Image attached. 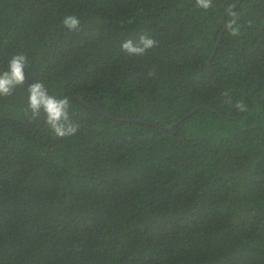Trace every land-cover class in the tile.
<instances>
[{"label": "trees", "instance_id": "obj_1", "mask_svg": "<svg viewBox=\"0 0 264 264\" xmlns=\"http://www.w3.org/2000/svg\"><path fill=\"white\" fill-rule=\"evenodd\" d=\"M141 34L156 46L121 50ZM19 53L0 264H264V0H0V71ZM39 80L70 98L75 135L32 118Z\"/></svg>", "mask_w": 264, "mask_h": 264}, {"label": "clouds", "instance_id": "obj_2", "mask_svg": "<svg viewBox=\"0 0 264 264\" xmlns=\"http://www.w3.org/2000/svg\"><path fill=\"white\" fill-rule=\"evenodd\" d=\"M197 7L207 10L212 7L213 0H195ZM228 16L231 18L227 27L233 35L237 34L238 17L228 8ZM129 20L128 23H132ZM62 25L70 31H77L80 27V19L74 15H66L62 19ZM156 40L141 34L138 40L127 39L121 43V50L130 56H142L148 49L155 47ZM28 57L24 53L13 55L9 61L7 71H0V97H10L17 88H21L26 81L25 69L29 66ZM155 75L154 70L148 73ZM27 110H30L32 118L40 117L53 130L58 138L75 135L79 124L74 123L69 115L70 98L68 96L57 97L50 94L48 87L42 80L32 83L27 88ZM237 107L244 109L243 104Z\"/></svg>", "mask_w": 264, "mask_h": 264}]
</instances>
